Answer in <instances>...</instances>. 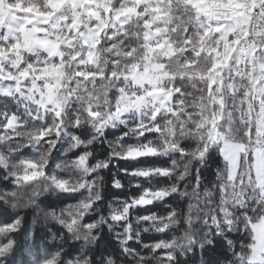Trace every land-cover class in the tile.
I'll use <instances>...</instances> for the list:
<instances>
[{
	"label": "clouds",
	"instance_id": "clouds-1",
	"mask_svg": "<svg viewBox=\"0 0 264 264\" xmlns=\"http://www.w3.org/2000/svg\"><path fill=\"white\" fill-rule=\"evenodd\" d=\"M0 264H264V0H0Z\"/></svg>",
	"mask_w": 264,
	"mask_h": 264
}]
</instances>
